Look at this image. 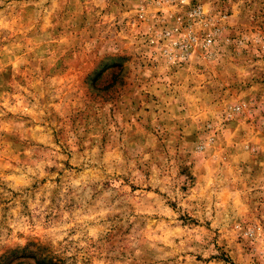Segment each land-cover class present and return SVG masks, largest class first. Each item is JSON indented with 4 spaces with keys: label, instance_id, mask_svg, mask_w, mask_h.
Here are the masks:
<instances>
[{
    "label": "rangeland",
    "instance_id": "rangeland-1",
    "mask_svg": "<svg viewBox=\"0 0 264 264\" xmlns=\"http://www.w3.org/2000/svg\"><path fill=\"white\" fill-rule=\"evenodd\" d=\"M0 264H264V0H0Z\"/></svg>",
    "mask_w": 264,
    "mask_h": 264
},
{
    "label": "built area",
    "instance_id": "built-area-1",
    "mask_svg": "<svg viewBox=\"0 0 264 264\" xmlns=\"http://www.w3.org/2000/svg\"><path fill=\"white\" fill-rule=\"evenodd\" d=\"M194 14H195L196 16L199 15V14H197L196 11H194ZM173 45H174L176 48L180 49V51H181V55H182V56L186 55L187 51L184 49V48L186 47L185 45H183V44L178 45L176 42H174Z\"/></svg>",
    "mask_w": 264,
    "mask_h": 264
}]
</instances>
